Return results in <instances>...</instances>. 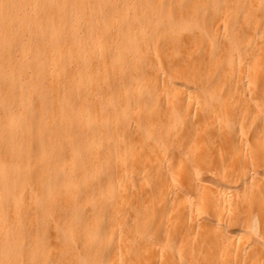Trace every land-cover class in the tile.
<instances>
[{
	"label": "bare ground",
	"instance_id": "bare-ground-1",
	"mask_svg": "<svg viewBox=\"0 0 264 264\" xmlns=\"http://www.w3.org/2000/svg\"><path fill=\"white\" fill-rule=\"evenodd\" d=\"M0 264H264V0H0Z\"/></svg>",
	"mask_w": 264,
	"mask_h": 264
}]
</instances>
